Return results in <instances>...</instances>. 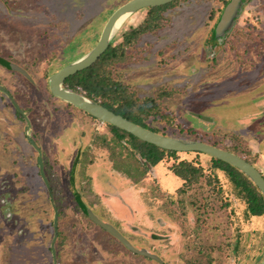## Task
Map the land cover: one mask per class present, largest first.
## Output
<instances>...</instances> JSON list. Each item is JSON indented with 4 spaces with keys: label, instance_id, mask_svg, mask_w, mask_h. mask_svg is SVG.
<instances>
[{
    "label": "rangeland",
    "instance_id": "obj_1",
    "mask_svg": "<svg viewBox=\"0 0 264 264\" xmlns=\"http://www.w3.org/2000/svg\"><path fill=\"white\" fill-rule=\"evenodd\" d=\"M128 1L0 0V59L19 69L0 63L10 94L0 90V264H260L264 215L250 214L214 157L179 152L151 168L108 123L51 93L49 77L90 52ZM229 2L176 0L158 27L148 9L132 13L111 42L119 59L106 66L131 101L110 103L164 135L230 150L264 175V0H243L219 33ZM181 160L196 171L176 191L161 171ZM79 198L158 260L93 222Z\"/></svg>",
    "mask_w": 264,
    "mask_h": 264
},
{
    "label": "water",
    "instance_id": "obj_2",
    "mask_svg": "<svg viewBox=\"0 0 264 264\" xmlns=\"http://www.w3.org/2000/svg\"><path fill=\"white\" fill-rule=\"evenodd\" d=\"M174 1L176 0H129L128 2L118 7L107 20L96 46L90 52L86 53L79 59L67 64L66 66L62 67L60 70L53 73L49 77L50 91L55 97L62 99L63 101L82 109L83 111L101 120L102 122L114 125L118 128L127 131L128 133L134 135L135 137L139 138L144 142L154 144L162 149H166L169 151L205 153L214 158L227 162L232 166H234L235 168H237L238 170H240L242 173H244V175H246L253 182V184L259 189V191L264 196V175L254 164H252L244 157L230 150H225L205 142L180 139L154 132L146 127H143L125 118L120 114L115 113L113 110L105 107L104 105H102L101 103L95 100L86 97L82 93L64 87V83L67 78L93 65L102 56V54L109 48L116 32L119 29V28L116 29V24L121 17L125 15L129 17L132 13H135L142 9L164 6ZM242 5H243V0H230V2L226 6L224 14L218 25L219 33H222L229 25L232 26L234 19L236 16H238V13ZM9 67L10 69L17 68L11 63ZM0 90H2L4 93L10 96L9 92L2 85H0ZM15 106L17 110L20 112V114H22L24 118H26L27 120L28 123L26 130L27 138L29 142L38 150L39 156L37 158V163L40 169V174L43 177V180L45 181L47 186H49L48 180L44 172L42 151L38 147L37 143L33 140V138H31V136L29 135L31 124L25 113L19 108V106L16 105V103ZM88 215L96 224H98L100 227H102L112 236H114L119 241H121L131 251L158 260L157 257L153 256L152 254L148 253L145 250L135 249L127 241V239L123 235H121L115 228H113L108 223H105L102 220H100L99 217L96 216L94 213H92V211L89 209H88ZM58 217H59L58 210L55 209V217H54L55 234L51 246V249L53 250L54 254H55V241L58 235ZM260 264H264V261L261 262Z\"/></svg>",
    "mask_w": 264,
    "mask_h": 264
},
{
    "label": "trees",
    "instance_id": "obj_3",
    "mask_svg": "<svg viewBox=\"0 0 264 264\" xmlns=\"http://www.w3.org/2000/svg\"><path fill=\"white\" fill-rule=\"evenodd\" d=\"M171 4L169 3L164 6L146 8L151 14L152 20H150V22L156 25V27L160 26L162 20V11ZM148 28L153 27L149 26ZM148 28H144L142 29V31H146L145 29ZM130 38H132V36H128V39ZM118 59L119 54L117 48L110 45L109 48L93 65L67 78L65 80L67 88L80 92L86 97L95 100L105 107L113 110L115 113L120 114L125 118L154 132L160 133L155 129L147 127L142 118H139L132 113L127 112L124 108L116 107L114 104L110 103V100L112 99H123L125 103L129 105L131 101V98L128 96L126 90L122 89L119 84L112 79L109 71L106 70L107 65L111 64L114 61H117ZM0 63L6 67H9L10 65V63L1 59ZM17 112L20 114L18 110ZM109 125L114 135L120 140L127 139V141L132 144L133 149L136 150L140 154V156L145 159L146 163H148L151 168H154L158 163H163V160H165L167 157H171L173 159L177 158V154L179 152L162 149L154 144H150L140 140L139 138L121 128H118L111 124ZM214 159L216 160L218 168L228 174L235 186L239 187L245 193L246 202L248 204V211L250 212V214L253 216L264 215V196L253 184V182L246 175H244V173H242L231 164L217 158ZM170 170L175 175V177L182 182L176 188V191H178L184 189L190 184L192 178L195 175L196 168L192 164V162L181 160L179 163L175 162V164L170 166ZM77 202L83 209L84 213L88 215V209L84 201L79 198L77 199Z\"/></svg>",
    "mask_w": 264,
    "mask_h": 264
},
{
    "label": "crops",
    "instance_id": "obj_4",
    "mask_svg": "<svg viewBox=\"0 0 264 264\" xmlns=\"http://www.w3.org/2000/svg\"><path fill=\"white\" fill-rule=\"evenodd\" d=\"M164 167L166 168L165 169V171H161L162 173V175H167L168 177H169V179L170 180H173L174 181V184H173V188H177L182 182H181V180H180V182H178L177 181V179L178 178H176L175 177V175L171 172V171H169V169L164 165ZM167 171V172H166ZM170 176H172L173 178H171ZM110 188H111V186L109 185V187H108V185L107 184H105V187H104V190L105 191H107V192H109L110 191ZM109 189V190H108ZM102 195H103V193H101ZM112 196H114V195H112ZM118 202V201H117ZM124 209V208H123ZM118 216H120V217H122L123 218V216H127V214H125V215H123L122 213H121V211L119 210L118 211Z\"/></svg>",
    "mask_w": 264,
    "mask_h": 264
},
{
    "label": "bare ground",
    "instance_id": "obj_5",
    "mask_svg": "<svg viewBox=\"0 0 264 264\" xmlns=\"http://www.w3.org/2000/svg\"><path fill=\"white\" fill-rule=\"evenodd\" d=\"M127 18H129L127 15L121 17V18L118 20L117 24H116V29H117V28H120V27L124 24V22L127 20Z\"/></svg>",
    "mask_w": 264,
    "mask_h": 264
}]
</instances>
